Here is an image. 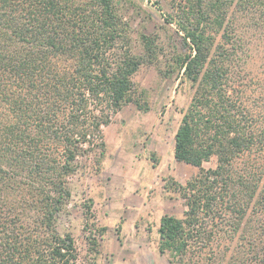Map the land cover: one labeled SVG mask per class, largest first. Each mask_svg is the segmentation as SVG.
<instances>
[{"label":"trees","instance_id":"obj_1","mask_svg":"<svg viewBox=\"0 0 264 264\" xmlns=\"http://www.w3.org/2000/svg\"><path fill=\"white\" fill-rule=\"evenodd\" d=\"M124 1L0 0V264H80L75 239L57 227L70 178L84 158L104 157L114 114L131 103L148 109L133 78L162 51L142 33L136 52ZM233 1L181 0L167 18L189 51L165 74L177 71L194 89L174 155L198 167L186 183L165 186L186 207L182 217H161L159 251L172 263L264 264V115L233 80Z\"/></svg>","mask_w":264,"mask_h":264},{"label":"rangeland","instance_id":"obj_2","mask_svg":"<svg viewBox=\"0 0 264 264\" xmlns=\"http://www.w3.org/2000/svg\"><path fill=\"white\" fill-rule=\"evenodd\" d=\"M233 2L227 16L233 80L244 103L264 115V0H252L246 8ZM181 4L124 1V19L136 52H143L142 33L155 36L162 51L133 78L139 92L145 90L148 109L131 103L114 114L103 129L104 157L84 158L81 170L70 178L72 197L58 214L57 227L75 239L80 264H177L159 251L158 230L163 215L182 217L186 207L181 196L165 186L170 178L186 183L198 172V167L174 155L175 133L194 89L189 82H180L177 71L165 74L176 57L189 51L183 33L167 21L178 14ZM222 41L218 35L217 44ZM216 164L213 157L204 166ZM88 203L93 220L86 214Z\"/></svg>","mask_w":264,"mask_h":264}]
</instances>
